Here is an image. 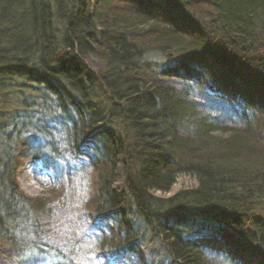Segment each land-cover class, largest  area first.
<instances>
[{"label": "trees", "instance_id": "16d2710c", "mask_svg": "<svg viewBox=\"0 0 264 264\" xmlns=\"http://www.w3.org/2000/svg\"><path fill=\"white\" fill-rule=\"evenodd\" d=\"M170 2L0 0V264L264 257V0ZM25 157L56 198L20 189Z\"/></svg>", "mask_w": 264, "mask_h": 264}, {"label": "rangeland", "instance_id": "374dc122", "mask_svg": "<svg viewBox=\"0 0 264 264\" xmlns=\"http://www.w3.org/2000/svg\"><path fill=\"white\" fill-rule=\"evenodd\" d=\"M97 0H88V5L91 9V6L96 3ZM160 2L164 7L167 9H171V2L170 0H156ZM173 15L176 18L179 25H183L182 14L178 11H173ZM86 62L89 64L90 67L93 69H98L101 66V62L91 56L87 55L85 57ZM168 69L173 71L179 76L186 77V78H194L198 76V71L190 66L185 64L176 65V66H169ZM213 84V83H212ZM211 84V85H212ZM215 85V84H214ZM219 91L227 96L228 98H233L232 95V88L231 86H220ZM40 166V160L37 158H22L19 160V163L15 170V179L17 184L19 185L20 189L29 197H48L50 199L56 198L57 194L51 189H46L40 186L33 178L34 170ZM28 170V172H27ZM35 181L36 184H33L30 180V175ZM123 179L124 173L121 164H118L116 169V180L114 181V188L119 192L124 190L123 186ZM197 186V180L195 177L188 175V174H179L177 175L174 184L172 185L170 191L168 192H161V191H152L155 195L163 198H168L176 194L181 190L192 189ZM204 241L208 242L210 245L217 247V248H225L228 247L229 250L239 259L244 261L246 264H264V257L259 253L253 252L251 249H243L236 247L234 245H227L226 242L220 241L215 237H205Z\"/></svg>", "mask_w": 264, "mask_h": 264}, {"label": "bare ground", "instance_id": "6f19581e", "mask_svg": "<svg viewBox=\"0 0 264 264\" xmlns=\"http://www.w3.org/2000/svg\"><path fill=\"white\" fill-rule=\"evenodd\" d=\"M27 172H28V170H27ZM29 175H30V173H29ZM30 180H31V182H32L33 184H36L35 181H33L31 175H30Z\"/></svg>", "mask_w": 264, "mask_h": 264}, {"label": "water", "instance_id": "95a60500", "mask_svg": "<svg viewBox=\"0 0 264 264\" xmlns=\"http://www.w3.org/2000/svg\"><path fill=\"white\" fill-rule=\"evenodd\" d=\"M263 45H264V42H263Z\"/></svg>", "mask_w": 264, "mask_h": 264}]
</instances>
